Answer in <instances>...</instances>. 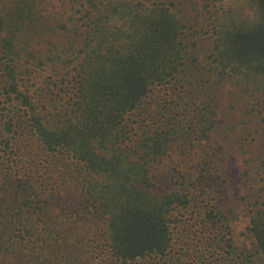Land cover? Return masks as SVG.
Segmentation results:
<instances>
[{"label":"trees","instance_id":"1","mask_svg":"<svg viewBox=\"0 0 264 264\" xmlns=\"http://www.w3.org/2000/svg\"><path fill=\"white\" fill-rule=\"evenodd\" d=\"M222 1L0 0V264H257L264 0Z\"/></svg>","mask_w":264,"mask_h":264},{"label":"rangeland","instance_id":"2","mask_svg":"<svg viewBox=\"0 0 264 264\" xmlns=\"http://www.w3.org/2000/svg\"><path fill=\"white\" fill-rule=\"evenodd\" d=\"M223 1H222L223 3H217V6L222 7L221 5L224 4L225 6H235V7L242 6V8L244 10H245V7L248 8V4H245L243 0H223ZM261 135H263V134H261ZM217 139H218V141H220V137H217ZM232 161L235 165L238 163L235 159ZM234 174L236 175L237 171H234ZM232 185H233V188H232L231 193H230L231 199H229L226 204H222V207L227 205V208L231 207V208L237 210L235 213L234 222L232 223L233 227L236 230V234L238 237L237 239L239 240L237 242V245L239 247H242L245 251L248 249L249 250H255V249L258 250L257 244L254 245L253 237H251L249 235L248 223L250 221V216L252 215V210H254L258 204L263 203L264 193H263V191H261V188L256 189L258 196L253 197V198L248 197L247 199L244 200L245 204L241 205L240 201L238 200L239 196L241 195V188H240L241 186L239 185L238 178H233ZM214 196H215L214 194L213 195H207V196L206 195L200 196L201 199L198 202L196 212L198 210H204L203 207H200L201 204H204L203 200H205L207 202V204L211 203V205L214 203H217L218 198L214 197ZM244 207H245V209H243ZM186 214H188V215L184 218V221L186 223H187V221L190 223H193L194 228L196 230H201V226L195 225V224H196L197 218L201 219L202 214L204 215L205 213L204 212H201L200 214L194 213V214H197V215H194V217L192 215H190V214H192V213H190V211H188ZM227 232L228 231L225 229V226L222 227V224L218 223L215 218L212 219L210 225L205 229V235L206 236H208L210 238H220L223 242H224V239L227 240L229 238V235ZM200 242H203V243H200V244H202L201 247L199 246L200 250L190 251L191 258L195 259V257L200 256V258H202L203 260H205L209 263L212 260V258H210L211 254L209 253V250L206 251V248L204 247L205 242L204 241H200ZM224 244H227V243L225 242ZM263 256H264V254L258 253V255H256L254 257V258H256L257 264H264V257ZM202 262L203 261L200 260V263H202ZM226 264H231V263L228 261V262H226Z\"/></svg>","mask_w":264,"mask_h":264}]
</instances>
